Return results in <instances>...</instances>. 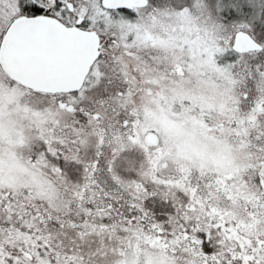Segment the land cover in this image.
<instances>
[{
  "label": "snow or ice",
  "instance_id": "1",
  "mask_svg": "<svg viewBox=\"0 0 264 264\" xmlns=\"http://www.w3.org/2000/svg\"><path fill=\"white\" fill-rule=\"evenodd\" d=\"M0 264H264V0H0Z\"/></svg>",
  "mask_w": 264,
  "mask_h": 264
}]
</instances>
